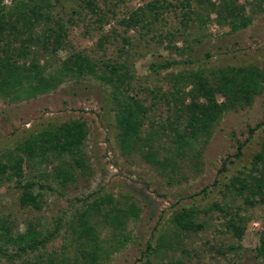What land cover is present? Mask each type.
Returning <instances> with one entry per match:
<instances>
[{"label": "rangeland", "instance_id": "obj_1", "mask_svg": "<svg viewBox=\"0 0 264 264\" xmlns=\"http://www.w3.org/2000/svg\"><path fill=\"white\" fill-rule=\"evenodd\" d=\"M8 1L3 0L4 3ZM149 1L97 0L100 7H110L113 16L101 29L89 26V16L84 21L69 25L64 48L54 55L48 53L47 58L52 64L68 51L82 50L102 61L126 60L134 77L129 91L144 98L150 110L149 117L153 119L152 124L146 122L144 126L157 133L153 141L157 157L171 155L178 164L177 171L167 177L165 172L161 173L146 163L136 151L122 153L115 137L117 129L112 111L102 108L106 94L103 90L108 89L94 80L68 79L55 89L27 100L10 102L0 99V150L20 140L28 131L47 124L81 119L87 128L83 142L84 164L75 173L74 179L64 187L48 182L54 192L43 190L44 202L38 210L20 207L17 203L18 188L12 183L0 184V217L6 219L14 231H22L26 223L44 231L45 228H52L55 217L61 213L64 222L69 221L83 198L91 201L108 194H127L138 206V216L127 221L129 239L120 249L109 252L103 264H139L138 258L145 250L146 243L155 245L159 235L164 232L172 241V246H165L156 256H150L154 262L264 264V259L257 256L254 249L259 242V233L264 230V204L241 206L240 213L247 216L248 221L240 240L226 231L218 210H208L212 202L223 204L230 201L226 185L232 177L248 172L251 156L264 139V81L261 93L249 105L224 112L212 127L209 137L195 144L194 154L191 156L185 150L187 153L184 152L181 158L169 151L173 144L161 134V126L164 132L169 131L165 122L169 112L163 101L150 98L141 88L162 84L161 89L165 90L168 85L164 75L178 70L199 68L208 72L226 65L264 66V0H237V4L244 6L245 14L251 16V21L235 31L230 30L215 11L205 18L206 0H200L199 5H195L196 0H191V6L201 20L191 14L185 26L179 22L181 9L176 7L178 0H170L173 6L164 11L156 29L152 27L146 30L138 26L136 29H125L119 23L121 18ZM111 29H114L113 34ZM168 32L173 34L172 40H167ZM101 34H105L107 39L99 48L95 43ZM125 37L130 44H122ZM121 46H124L122 52ZM164 59L178 60L180 63L161 70L160 74L149 70L150 62ZM217 99L220 101L222 97L217 95ZM152 101L155 103L152 104ZM237 142L243 145L240 154L235 156ZM195 156L198 158L196 164ZM52 164L39 169L26 166L24 175L37 182H45L43 173L48 172ZM223 165L225 169L221 170ZM239 203L234 199L230 206L233 209ZM182 205L200 210L198 218L202 227L178 235L173 233L169 220L172 211ZM106 231V228L101 229L100 237L106 236ZM65 244L60 232L47 243L42 253L54 252L59 256L65 252ZM18 263L17 258H0V264Z\"/></svg>", "mask_w": 264, "mask_h": 264}, {"label": "trees", "instance_id": "obj_2", "mask_svg": "<svg viewBox=\"0 0 264 264\" xmlns=\"http://www.w3.org/2000/svg\"><path fill=\"white\" fill-rule=\"evenodd\" d=\"M199 2L196 0L195 5ZM191 5V0H178L176 4L181 9L179 22L183 26L191 19V14L201 20ZM171 6L170 0H151L132 10L119 23L125 29H136L137 26L146 30L156 29L162 14ZM102 7L97 0H9L8 3L0 0V99L10 102L27 100L55 89L68 79L99 82L108 89L103 90L106 94L102 108L112 111L117 129L115 137L121 152L136 151L146 163L169 177L177 171L178 164L171 155L157 157L153 144L157 133L144 126L146 122L152 124L153 119L149 117L150 110L144 98L129 91L134 77L126 60L102 61L82 50H75L68 51L55 63L48 61L49 54L54 55L64 48L69 25L89 16V26L101 29L114 13L110 7ZM204 11L205 18L215 11L232 31L247 26L251 21V16L245 14L244 6L237 4V0H206ZM110 32L113 34L114 29ZM166 34L167 40L173 39L171 32ZM106 39V35L101 34L96 46L100 48ZM122 44L130 43L125 37ZM123 47L120 52L124 51ZM179 63L178 60L164 59L150 62L148 68L160 74L161 70ZM163 78L168 85L165 90L161 89L162 84L141 88L150 98L163 101L169 112L165 121L169 131L164 132L161 126V134L173 144L169 151L181 158L187 151L191 156L194 154L195 144L209 137L212 127L224 112L249 105L261 93L264 66L226 65L208 72L199 68L178 70L166 73ZM217 95L222 100L219 101ZM86 133V123L81 119H69L28 131L20 140L0 150V184L12 183L18 188L17 203L20 207L40 209L44 202L43 190L54 192L48 182L64 187L82 168ZM242 145V142H237L235 156L240 154ZM195 158L196 164L198 158ZM51 163L54 164L49 171L43 173L45 182H37L24 175L26 166L39 169ZM166 168L170 172L164 171ZM224 169L223 165L221 170ZM225 189L230 201L223 204L212 202L208 210H218L226 231L240 240L248 221V217L240 213L241 206L264 204V139L251 156L248 172L232 177ZM234 199L240 203L232 209L230 204ZM86 200H80V207L75 208L69 221L64 222L61 213L55 217L52 228L44 231L30 223H26L22 231H14L8 221L0 217V258H17L18 264H103L109 252L120 249L129 239L127 221L138 216V206L127 194H108ZM199 214L200 210L194 206L182 205L173 210L169 220L173 233L180 235L200 229ZM104 228L107 235L100 237V230ZM60 232L67 243L65 252L59 256L54 252L42 253L47 243ZM157 239L155 245L146 243L138 258L139 264H166L154 262L150 256H156L165 246H172V241L165 232ZM258 241L254 249L256 255L264 259V230L259 233Z\"/></svg>", "mask_w": 264, "mask_h": 264}]
</instances>
